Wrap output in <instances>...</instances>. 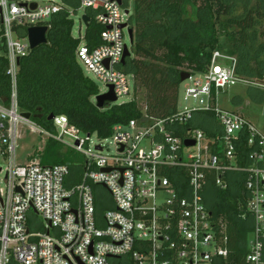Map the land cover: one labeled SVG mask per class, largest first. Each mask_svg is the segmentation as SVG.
<instances>
[{"label": "built area", "instance_id": "1", "mask_svg": "<svg viewBox=\"0 0 264 264\" xmlns=\"http://www.w3.org/2000/svg\"><path fill=\"white\" fill-rule=\"evenodd\" d=\"M77 2L69 10L63 0H0V57L7 61L10 84L8 100L0 99V264H222L228 256L225 228L203 194L212 175L215 187L226 190L225 175L231 171L245 174V210L253 221L245 262L264 264V133L242 114L219 106L224 91L236 85L264 94V74L257 80L238 76L233 57L214 52L205 73L183 81L184 100L193 99L196 107L114 127L111 154L103 155L102 143L90 148L92 135L67 117L54 116V131L40 128L37 134L85 157L77 184L65 182L67 165L16 164L17 126L34 128L20 116L17 90L19 62L31 51L28 29L48 30L46 24L63 10L71 20L79 17L81 26L87 15L104 31L96 48L87 45L85 31L79 33L78 65L105 86L98 95L111 88L117 98L113 105L134 95L133 76L121 69L124 49L131 46L128 8L122 0ZM196 113L213 114L221 133L207 137L190 128L179 137L167 129L186 124ZM189 140L194 145L185 146ZM242 148L246 166L238 162ZM177 169L186 180L175 185L168 174ZM36 215L41 222L29 225Z\"/></svg>", "mask_w": 264, "mask_h": 264}, {"label": "trees", "instance_id": "2", "mask_svg": "<svg viewBox=\"0 0 264 264\" xmlns=\"http://www.w3.org/2000/svg\"><path fill=\"white\" fill-rule=\"evenodd\" d=\"M63 1L67 6L78 7L77 0ZM122 1L128 8V0ZM132 9L128 19L133 32L130 56L121 66L126 74L133 76L132 99L103 110L94 106L93 99L99 91L76 61L79 40L72 37L73 21L63 10L46 24L47 43L31 50L19 62L18 106L31 114L33 124L52 133L54 127L48 117L65 116L83 133L106 139L114 127L132 120L144 116L169 118L177 113L180 74L205 73L214 52L235 58V71L240 77L257 80L264 74V0H133ZM103 31V27L90 21L85 30L90 48L101 45ZM6 68L7 61L0 57V99L4 101L10 94ZM248 90L263 103V92ZM138 92L144 93L141 106L136 98ZM194 123L207 137L221 133L211 113H197L186 124L167 129L182 137ZM62 150L60 144L47 140L40 164L75 169L69 156L71 151ZM238 157L239 165L246 166L245 148ZM168 178L175 185L186 180L179 169L169 172ZM225 180L227 189L219 190L214 185V176H209L204 204L225 228L228 256L222 264H246L253 221L245 210V174L231 171ZM103 210L98 209V213Z\"/></svg>", "mask_w": 264, "mask_h": 264}, {"label": "rangeland", "instance_id": "3", "mask_svg": "<svg viewBox=\"0 0 264 264\" xmlns=\"http://www.w3.org/2000/svg\"><path fill=\"white\" fill-rule=\"evenodd\" d=\"M37 3L41 4L45 0H35ZM57 3H60L61 0H54ZM132 6H133V0H128V10L130 12V15L132 14ZM69 10H74V6H67ZM79 15H81L79 13ZM79 17L78 18H72L73 21V29H72V37L74 39H77L80 35H82L85 31L84 26H81L79 23ZM80 29V30H79ZM221 65H224L223 62H221ZM81 70L83 74L87 77V73L85 72L84 68L81 67ZM88 78L96 85L98 88V91L100 93H104L107 91L105 86H103L102 83L98 82L97 80L93 79L91 76H88ZM237 97L241 100V103L239 105L234 104L233 99ZM137 102L139 106L143 105L144 100V93L138 92L136 95ZM132 99V97H125L118 100L117 104L128 102ZM255 96H252V94L249 93V90L246 86L236 85L233 86L227 90L224 91V93L219 98V106L223 109L229 110V111H235L237 113L242 114L247 120H249L257 129H259L261 132L264 133V104L261 103ZM237 103V104H238ZM197 106V102L193 99H189L187 101L184 100V90H183V82H181L179 90H178V97H177V112H183L185 108H193ZM197 114V113H196ZM34 128L30 130L29 125L20 123L18 127V137L16 139V164L18 165H24L27 162L33 161V160H40V155L44 149L45 143H46V137L44 135H39L37 132L40 131V128L37 127L35 124ZM192 125L191 128L195 129H202L200 126H197L195 123L190 124ZM111 141L110 137L106 139H99L96 135H92L89 142V147L94 148V145L98 143H102L104 146L103 155L111 154L114 152V148L112 145H109V142ZM62 152L67 151L66 149L62 148ZM71 151V150H70ZM69 152V151H68ZM70 160L72 161L73 168L76 167V165H82L85 161V157L82 154L75 153L73 151L69 152ZM74 171V169L71 170V173ZM70 182H67V185ZM72 184H77V182H72ZM102 193L105 194L103 190H100ZM32 222H41V218L37 215L32 217L29 220V225ZM41 230V229H38ZM252 238V235H249V239Z\"/></svg>", "mask_w": 264, "mask_h": 264}, {"label": "water", "instance_id": "4", "mask_svg": "<svg viewBox=\"0 0 264 264\" xmlns=\"http://www.w3.org/2000/svg\"><path fill=\"white\" fill-rule=\"evenodd\" d=\"M116 1L119 4H121V0H116ZM31 8L34 9L35 4H32ZM81 20H82L84 27L87 28L89 26V21H90L89 17L87 15H83L81 17ZM125 27L126 25L123 24L119 28L122 29ZM47 32H48L47 27H35V28H30L27 30V37H28V41L30 45V50H34L35 48L47 43V38H46ZM128 36H129V42L131 44L132 37H133V32L131 28H128ZM129 56H130V49L125 48L122 59H121V65L125 63L126 58H128ZM188 78H189V73L182 72L180 74V82H183ZM116 101H117V98L116 96H114L110 88L109 92L95 97L94 106L99 110H103V109L111 107L113 104L116 103ZM20 116L26 121H30L31 119V114L28 112L21 111ZM53 117L54 115H50L48 117V121H52ZM184 144L185 146H192L194 145V142L189 140V141H185Z\"/></svg>", "mask_w": 264, "mask_h": 264}, {"label": "crops", "instance_id": "5", "mask_svg": "<svg viewBox=\"0 0 264 264\" xmlns=\"http://www.w3.org/2000/svg\"><path fill=\"white\" fill-rule=\"evenodd\" d=\"M241 103V100L238 98L237 100L234 101V104L239 105V103ZM238 103V104H237ZM199 117V116H198ZM197 119V118H196ZM81 175H82V165H76L74 171L70 174L69 176L66 178L65 182H79L81 179Z\"/></svg>", "mask_w": 264, "mask_h": 264}]
</instances>
